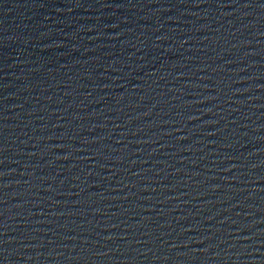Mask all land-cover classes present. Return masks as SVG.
<instances>
[{"label": "water", "instance_id": "95a60500", "mask_svg": "<svg viewBox=\"0 0 264 264\" xmlns=\"http://www.w3.org/2000/svg\"><path fill=\"white\" fill-rule=\"evenodd\" d=\"M0 264H264V0H0Z\"/></svg>", "mask_w": 264, "mask_h": 264}]
</instances>
